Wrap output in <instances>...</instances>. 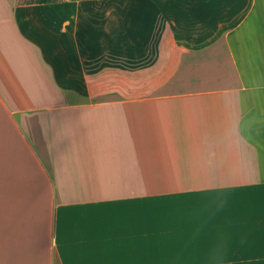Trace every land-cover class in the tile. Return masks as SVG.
Returning a JSON list of instances; mask_svg holds the SVG:
<instances>
[{
	"label": "crops",
	"instance_id": "1",
	"mask_svg": "<svg viewBox=\"0 0 264 264\" xmlns=\"http://www.w3.org/2000/svg\"><path fill=\"white\" fill-rule=\"evenodd\" d=\"M68 4L0 0V264H264V0Z\"/></svg>",
	"mask_w": 264,
	"mask_h": 264
},
{
	"label": "rangeland",
	"instance_id": "2",
	"mask_svg": "<svg viewBox=\"0 0 264 264\" xmlns=\"http://www.w3.org/2000/svg\"><path fill=\"white\" fill-rule=\"evenodd\" d=\"M55 1H57V3H58V5H60V6H68V7H71L72 5L71 4H68V2H71V1H69V0H55ZM67 1V2H66ZM77 2L79 1V0H76ZM80 1H84V0H80ZM168 1H172V0H158V2H160V3H163V2H168ZM185 0H176V2H184ZM202 1V0H201ZM67 7V8H68ZM148 62H144V64H143V67H144V69H146L147 67H150L151 66V61H149V60H147ZM130 69V68H129ZM145 88H146V86H145ZM120 89H115V90H110V91H119ZM102 91H104V90H99L98 92H102Z\"/></svg>",
	"mask_w": 264,
	"mask_h": 264
},
{
	"label": "built area",
	"instance_id": "3",
	"mask_svg": "<svg viewBox=\"0 0 264 264\" xmlns=\"http://www.w3.org/2000/svg\"><path fill=\"white\" fill-rule=\"evenodd\" d=\"M69 1H76V0H69Z\"/></svg>",
	"mask_w": 264,
	"mask_h": 264
}]
</instances>
